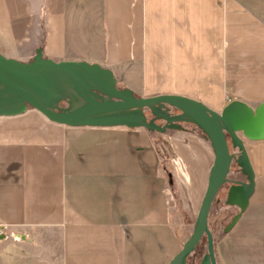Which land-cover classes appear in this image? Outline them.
I'll return each mask as SVG.
<instances>
[{"label":"crops","instance_id":"crops-1","mask_svg":"<svg viewBox=\"0 0 264 264\" xmlns=\"http://www.w3.org/2000/svg\"><path fill=\"white\" fill-rule=\"evenodd\" d=\"M37 48L99 63L137 96L216 111L264 101V0H0V53L28 61ZM175 131L163 134L174 178L205 184L208 140ZM243 142L254 190L228 232L264 212V139ZM175 203L151 131L67 126L33 108L0 116V264H167L181 247ZM228 232L221 264H244Z\"/></svg>","mask_w":264,"mask_h":264},{"label":"water","instance_id":"water-1","mask_svg":"<svg viewBox=\"0 0 264 264\" xmlns=\"http://www.w3.org/2000/svg\"><path fill=\"white\" fill-rule=\"evenodd\" d=\"M28 108L67 126L141 127L163 133L183 130V123L195 125L208 140L213 161L192 231L167 264H187L203 237L206 252L199 264H217L208 228L210 207L221 187L229 182L233 162L245 180L231 181L226 190L224 204L238 211L223 227L224 234L247 207L254 190V171L243 139H264V101L250 106L233 99L216 111L199 100L177 94L137 96L130 88L119 87L112 70L96 62L54 60L43 56L41 48L28 61L0 53V116L21 114Z\"/></svg>","mask_w":264,"mask_h":264},{"label":"rangeland","instance_id":"rangeland-1","mask_svg":"<svg viewBox=\"0 0 264 264\" xmlns=\"http://www.w3.org/2000/svg\"><path fill=\"white\" fill-rule=\"evenodd\" d=\"M175 113L174 110H171ZM148 118L151 117L149 111H146ZM161 124L163 122L157 121ZM183 128L186 126L195 130H199L195 125L182 124ZM158 139V145L163 156V168L165 176L168 178L169 186L172 188L176 203L174 209L175 230L177 231L180 244L190 235L194 220L199 208L201 198L203 196L207 180L205 184L197 186L192 184L177 183L171 169V154L165 137L163 134H176L175 130H166L163 133L151 131ZM199 132H201L199 130ZM203 134V133H201ZM231 151H233L231 149ZM227 178L245 180V176L239 173V168L236 163H232ZM229 182L225 183L218 191L214 201L210 207L208 215V228L216 240L214 244V251L216 260L221 264V256L218 253L220 240L226 234L223 233V227L231 220L232 216L238 211L235 206H228L224 204L226 190ZM260 217V218H259ZM259 218V219H258ZM227 244L230 252L239 253L247 257L241 261L244 264H264V212L258 211L256 208L248 210L247 216L240 222L238 227H235L228 232ZM206 252V239L203 237L194 251L189 255L187 264H199L202 256ZM236 254V255H237ZM230 264H238L237 259L230 256Z\"/></svg>","mask_w":264,"mask_h":264},{"label":"flooded vegetation","instance_id":"flooded-vegetation-1","mask_svg":"<svg viewBox=\"0 0 264 264\" xmlns=\"http://www.w3.org/2000/svg\"><path fill=\"white\" fill-rule=\"evenodd\" d=\"M175 112H176V111H175ZM171 113H173V112L171 111ZM158 121L163 122V121H161V120H158ZM239 173H241L240 170H239ZM241 174H242V173H241ZM242 175H243V174H242ZM243 176H244V175H243ZM234 180H237V181L239 180V181H240V179H231V180H229V185L231 184V181H234ZM216 263H217V264H220L217 260H216Z\"/></svg>","mask_w":264,"mask_h":264},{"label":"trees","instance_id":"trees-1","mask_svg":"<svg viewBox=\"0 0 264 264\" xmlns=\"http://www.w3.org/2000/svg\"><path fill=\"white\" fill-rule=\"evenodd\" d=\"M213 241H214V244H215L216 240L213 239ZM195 248H196V247H195ZM188 257H189V256H188ZM187 260H188V258H187Z\"/></svg>","mask_w":264,"mask_h":264}]
</instances>
